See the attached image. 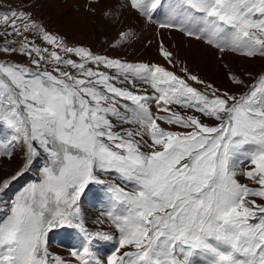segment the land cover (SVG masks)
Listing matches in <instances>:
<instances>
[{"label":"snow or ice","instance_id":"obj_1","mask_svg":"<svg viewBox=\"0 0 264 264\" xmlns=\"http://www.w3.org/2000/svg\"><path fill=\"white\" fill-rule=\"evenodd\" d=\"M129 3L153 22L165 6L163 0ZM166 7L160 28L206 39L221 53L264 58V0H168ZM0 25L6 26L0 56L19 53L35 66L0 60V157L11 160L18 146L25 157L24 168L3 180L0 191L34 158L47 156L40 183L22 193L0 221V264H49L48 233L61 227L83 233L81 248L72 251L80 264H102L92 242L113 237L89 232L79 206L91 183H103L97 172H116L131 185L109 186L107 217L120 235L106 264H194L197 254L206 264H264V74L239 97L218 94L207 84L209 95L188 83H205L196 75L184 79L159 65L69 47L30 13H0ZM32 33L56 50L37 45L29 39ZM7 36L19 37V47ZM160 50L171 63L173 54ZM42 62L56 67L48 71ZM100 66L115 73L97 70ZM137 80L154 94H136L116 83L135 87ZM232 80L245 84L236 75ZM152 104L164 114H154ZM170 105L219 123L209 126ZM158 121L187 131L167 130ZM128 248L133 250L121 252Z\"/></svg>","mask_w":264,"mask_h":264},{"label":"rangeland","instance_id":"obj_2","mask_svg":"<svg viewBox=\"0 0 264 264\" xmlns=\"http://www.w3.org/2000/svg\"><path fill=\"white\" fill-rule=\"evenodd\" d=\"M110 1L114 7L111 6L109 9L105 8L102 12L91 0H0V13H9L13 10L30 13L32 19L42 24L50 34L62 39L69 47H85L94 54L106 56L109 59H118L125 63L159 65L184 79H187L189 74L196 75L205 83L196 84L195 81L191 80H188V83L201 92L207 91L209 95H211V90L206 89L207 84H211L214 88L219 89L220 92L218 94L227 92L229 95L239 97L247 92L250 86L256 84L260 74H264V58L259 56L247 58L231 52L221 53L214 45L208 44L206 39L197 40L187 36L178 29H161L159 22H162V18H167V9L165 8H167L168 0H163L165 6L161 7V11L156 13L161 17V21L157 20L156 22L149 21L137 10L132 8L129 0ZM131 14L135 15L131 23L133 25H129V30H125L123 29L125 26L124 17L126 16L128 18ZM145 23L148 24L146 25ZM5 27L0 25V31H4ZM155 27L157 29H152ZM7 31L10 32L11 29L8 28ZM174 32L179 33L175 34L178 36V39L177 36H173ZM123 34L127 35L125 36ZM29 39L33 40L42 48L47 47L49 51L56 50L52 45L43 41L36 33L30 34ZM166 39L171 41L170 45H166ZM13 40L16 41L13 46L19 47V37L7 36V41ZM196 40L200 44L197 46L192 45V42ZM5 43V38L0 36V46L5 45ZM162 45L164 48L167 47L169 49L168 51L173 54L171 63L161 55L160 49ZM58 51L63 53L62 49ZM72 58L75 60L78 59L75 56ZM0 60L35 68L27 56L19 53L2 55L0 56ZM42 66L48 71H53L56 67L55 64L44 65V62H42ZM89 66L95 69L94 65ZM185 68L188 70L187 72L184 71ZM68 70L75 72L74 69ZM97 70L105 71L109 75L115 73L114 69H105L103 66H100ZM53 74L56 73L54 72ZM232 75H236L244 80L245 84L236 85L232 80ZM116 83L118 87L127 88L136 94H154V90L149 84L139 80H137L135 87L128 82ZM120 103L121 105L128 104L134 107L131 101L121 100ZM170 107L182 115H195L209 126H216L219 123L214 118L206 117L193 109H183L178 105H170ZM151 108L154 114H164L157 112L155 104H152ZM158 123L167 130L187 131L177 125L165 124L162 121H158ZM123 127L133 128L135 125L125 124ZM0 131L3 130L0 129ZM145 139L147 140L149 138L145 136ZM142 150L148 151L147 148ZM46 162V154H41L34 158L28 170L21 177L14 180L8 188L0 191V221L7 219L13 204L22 193L33 184L40 183L42 180V170ZM24 165V150L19 146L11 160L0 157V186H2L3 180L11 178L23 169ZM250 167L254 166L249 165ZM97 176L103 183H91L86 189V194L82 195L79 206L81 208L84 227L89 232L106 233L113 237L111 241L98 238L94 239L91 245L96 259L100 260L102 264H106L107 257L115 251L120 235L118 229L115 228L111 220L107 217V212L112 207V194L109 191V186L115 184L125 187L126 190H130L131 185L122 181L116 172H97ZM240 179L242 183H249L245 177H241ZM47 239L49 264H58V261H63L64 264H80L72 256V251L80 249L83 243V233L79 229L69 227L54 228L48 233ZM126 250L132 251L133 249H122L121 252ZM192 259L194 264H206V259L202 255H194Z\"/></svg>","mask_w":264,"mask_h":264},{"label":"bare ground","instance_id":"obj_3","mask_svg":"<svg viewBox=\"0 0 264 264\" xmlns=\"http://www.w3.org/2000/svg\"><path fill=\"white\" fill-rule=\"evenodd\" d=\"M111 1L110 0H101V2H100V4L99 5H97L98 6V9H100V11L102 10V12H103V9H109V7L111 8V6H113L111 3H110ZM96 6V7H97ZM117 6H118V4H117ZM114 7V6H113ZM97 9V10H98ZM105 11V10H104ZM112 12V11H111ZM114 12V11H113ZM133 13V12H132ZM111 14V13H110ZM105 15V14H104ZM102 16V15H101ZM130 16V15H129ZM135 15L134 14H131V16L130 17H124V20H125V26H124V28L123 29H125V30H129V25H133V24H131L132 22H133V18H135L134 17ZM95 18V17H94ZM110 18V17H109ZM139 19V18H138ZM124 20H122V21H124ZM142 20V19H141ZM81 21V20H80ZM88 21V20H87ZM111 21V20H110ZM103 23V22H102ZM146 24V23H145ZM148 24V23H147ZM146 24V25H147ZM111 25V24H110ZM90 26V25H89ZM153 26V25H152ZM140 27V26H139ZM147 27V26H146ZM119 28V27H118ZM152 29H157L156 27L155 28H152ZM162 29V28H161ZM131 30V29H130ZM150 30V29H149ZM110 31V30H109ZM117 31V30H116ZM136 31H138V30H136ZM153 31V30H152ZM151 31V32H152ZM157 31V30H156ZM163 31V30H162ZM82 32H84V31H82ZM115 32V31H114ZM133 32V31H132ZM134 32H135V30H134ZM153 32H155V31H153ZM160 32V31H159ZM167 32V31H166ZM130 33V32H129ZM160 34V33H159ZM172 34V33H171ZM175 34H179V33H176V32H174V35L173 36H177V35H175ZM134 35V34H133ZM181 35V34H180ZM88 37V36H87ZM158 37V36H157ZM156 37V38H157ZM148 38V37H147ZM165 38V37H164ZM135 39V38H134ZM134 39H132V40H134ZM161 39V38H160ZM177 39H178V36H177ZM149 40V39H148ZM153 40V39H152ZM84 41V40H83ZM197 41V40H196ZM196 41H193L192 42V45H194V46H197L198 44H200L198 41L196 42ZM146 42H148L147 40H146ZM170 40L169 39H166L165 40V43H166V45L167 44H169L170 45ZM174 42V41H173ZM131 43V42H130ZM177 43V42H176ZM137 44V43H136ZM156 44V43H155ZM175 44V43H174ZM179 44V43H178ZM157 45V44H156ZM163 46V45H162ZM179 46V45H178ZM158 47V46H157ZM187 47V46H186ZM135 48V47H134ZM167 50H169L167 47H165ZM209 49V48H208ZM141 50H143L142 48H141ZM96 51V50H95ZM204 52V51H203ZM61 55H63V53H60ZM162 55V54H161ZM206 55V54H205ZM203 56V55H202ZM210 56V55H209ZM79 57H78V59H76L77 61H79ZM204 60V59H203ZM202 67V66H201ZM198 115V114H197ZM203 119V118H202Z\"/></svg>","mask_w":264,"mask_h":264}]
</instances>
